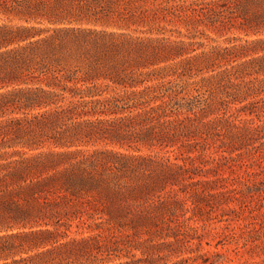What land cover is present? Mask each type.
Masks as SVG:
<instances>
[{
  "label": "trees",
  "instance_id": "1",
  "mask_svg": "<svg viewBox=\"0 0 264 264\" xmlns=\"http://www.w3.org/2000/svg\"><path fill=\"white\" fill-rule=\"evenodd\" d=\"M255 164L264 0H0V264H213L212 203L264 251Z\"/></svg>",
  "mask_w": 264,
  "mask_h": 264
},
{
  "label": "rangeland",
  "instance_id": "2",
  "mask_svg": "<svg viewBox=\"0 0 264 264\" xmlns=\"http://www.w3.org/2000/svg\"><path fill=\"white\" fill-rule=\"evenodd\" d=\"M222 39L223 37H218V40ZM254 167L257 170L261 168L263 170L262 172H264V165L258 167L255 164ZM235 168L238 169L237 167ZM249 169L252 168L250 167ZM228 170L229 169L226 170V173ZM258 174L244 173L250 180H259ZM263 196L264 192H262L260 196L253 194L251 197L246 196L247 198H244L245 196L240 194L238 196L239 199H235L229 202V204L239 208V201L246 199V201H249L246 202L247 204L255 205L254 207L256 209H254V212L261 218L264 225V207L259 206V208H257L259 202L262 203L263 201L264 203ZM212 202H214V200ZM222 205L216 206L212 203L213 207H206L204 212V218L206 219H204V221H199V223L203 224V227L198 228L197 231V236H201L200 238L195 237L192 241L188 242L187 246L191 248L190 250H193L189 254L208 251L205 257L208 258L210 262L212 261L213 264H246L248 261H259V264H264V260H262L264 258V251L259 248L253 249L251 242L244 243V239L242 238L243 230L241 226L250 222L249 210H240V217L236 219L238 217H235L233 212L226 210L224 208V203ZM183 254L187 253L184 252ZM172 258L174 257L172 256Z\"/></svg>",
  "mask_w": 264,
  "mask_h": 264
}]
</instances>
